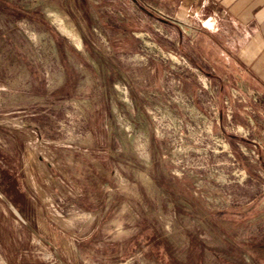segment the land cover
<instances>
[{
	"label": "rangeland",
	"instance_id": "obj_1",
	"mask_svg": "<svg viewBox=\"0 0 264 264\" xmlns=\"http://www.w3.org/2000/svg\"><path fill=\"white\" fill-rule=\"evenodd\" d=\"M172 25L0 0V264H264V89Z\"/></svg>",
	"mask_w": 264,
	"mask_h": 264
},
{
	"label": "crops",
	"instance_id": "obj_2",
	"mask_svg": "<svg viewBox=\"0 0 264 264\" xmlns=\"http://www.w3.org/2000/svg\"><path fill=\"white\" fill-rule=\"evenodd\" d=\"M130 1L162 25L178 22L194 26L196 34L184 45L172 25L168 36L174 49L203 54L205 61L209 59L226 71L248 73L252 86L264 89V0ZM198 49L204 52H196Z\"/></svg>",
	"mask_w": 264,
	"mask_h": 264
}]
</instances>
